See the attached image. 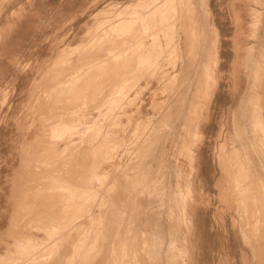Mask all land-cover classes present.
Listing matches in <instances>:
<instances>
[{"label":"rangeland","instance_id":"rangeland-1","mask_svg":"<svg viewBox=\"0 0 264 264\" xmlns=\"http://www.w3.org/2000/svg\"><path fill=\"white\" fill-rule=\"evenodd\" d=\"M207 6L0 0V264H264V0Z\"/></svg>","mask_w":264,"mask_h":264},{"label":"bare ground","instance_id":"bare-ground-1","mask_svg":"<svg viewBox=\"0 0 264 264\" xmlns=\"http://www.w3.org/2000/svg\"><path fill=\"white\" fill-rule=\"evenodd\" d=\"M199 4H202V6H204V11H205V14H206V16L209 18V14H210V12H209V9H208V6H207V0H199ZM152 9V8H151ZM125 10V9H124ZM149 12H150V10H149ZM160 14H163V9H161V10H159V12L157 13V14H152V16H156L157 18L159 17V16H161ZM185 27V26H184ZM183 27V31H184V28ZM214 31H215V35L216 36H218V33H217V31H216V28L214 27ZM185 33L186 32H184V37H185ZM189 35V34H188ZM189 37H190V35H189ZM186 38V37H185ZM185 38H184V42H185ZM219 39V38H218ZM188 40V39H187ZM188 42V41H187ZM217 43H218V40H217ZM217 43H216V45H215V47H214V50H213V55H214V66L217 64V62L219 61V59H220V56H219V54H218V51H217ZM183 44H185V43H183ZM135 49V48H134ZM153 51H155V49L153 48V47H151V48H149L148 50H147V53L146 54H150L151 52H153ZM132 52V51H131ZM130 54V53H129ZM130 59V58H129ZM126 66V65H125ZM186 71V70H185ZM188 75V74H187ZM215 81V78H214V71L213 70H210V71H207V76H206V78H205V84H203V87H202V89H206L207 88V86H208V84L209 83H211L212 81ZM183 86V85H182ZM187 88V87H186ZM201 89V90H202ZM79 91H80V89H79ZM211 91V90H210ZM256 92H257V90H256ZM84 93V92H83ZM210 93V92H209ZM180 94V93H179ZM183 94V93H182ZM256 94H259V92H257ZM260 95V94H259ZM262 98H263V102H264V93H263V95H262ZM191 99V98H190ZM192 101V100H191ZM193 102H195V101H193ZM190 104V103H189ZM198 104V103H197ZM199 106H200V104H199ZM66 107V106H65ZM186 108V107H185ZM259 111H260V107L259 106H257L256 107V109L254 110V112H255V114L257 115L258 113H259ZM186 113V112H185ZM201 117V116H200ZM259 120V119H258ZM259 122V125H260V128H261V131L264 133V131H263V121H261V120H259L258 121ZM87 127V126H86ZM86 151V150H85ZM95 158V157H94ZM95 165V164H94ZM238 166H239V164H238ZM235 168V167H234ZM236 169V168H235ZM242 170H243V168H240L239 169V173L240 172H242ZM237 172V171H236ZM237 172V173H238ZM234 173H235V171H234ZM93 175H94V173H93ZM235 179V180H234ZM232 180H234L236 183H238V184H240V179H237V175L236 174H234V176H233V178H232ZM242 180V179H241ZM234 183V182H233ZM238 184H233V186L234 185H236L235 187H237V185ZM244 191V190H243ZM243 191H242V193H243ZM241 192V191H240ZM253 198H254V196H253ZM241 199H242V197H241ZM73 206V205H72ZM76 207V206H75ZM66 210V209H65ZM59 217V216H58ZM93 217V216H92ZM54 224H55V222H53ZM82 223V222H81ZM59 229V228H58ZM64 234V233H63ZM257 235V234H256ZM69 236V235H68ZM36 244V243H35ZM65 246V245H64ZM64 249V248H63ZM65 251V250H64ZM69 257V256H68ZM60 259V258H59ZM68 260V259H67ZM73 260V259H72ZM74 262V261H73ZM81 264V263H80Z\"/></svg>","mask_w":264,"mask_h":264},{"label":"crops","instance_id":"crops-1","mask_svg":"<svg viewBox=\"0 0 264 264\" xmlns=\"http://www.w3.org/2000/svg\"><path fill=\"white\" fill-rule=\"evenodd\" d=\"M220 32V31H219Z\"/></svg>","mask_w":264,"mask_h":264}]
</instances>
